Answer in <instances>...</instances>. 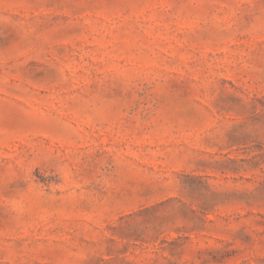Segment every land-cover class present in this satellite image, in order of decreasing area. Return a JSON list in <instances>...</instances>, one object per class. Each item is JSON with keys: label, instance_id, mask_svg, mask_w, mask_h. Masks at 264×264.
<instances>
[{"label": "rangeland", "instance_id": "1", "mask_svg": "<svg viewBox=\"0 0 264 264\" xmlns=\"http://www.w3.org/2000/svg\"><path fill=\"white\" fill-rule=\"evenodd\" d=\"M0 264H264V0H0Z\"/></svg>", "mask_w": 264, "mask_h": 264}]
</instances>
